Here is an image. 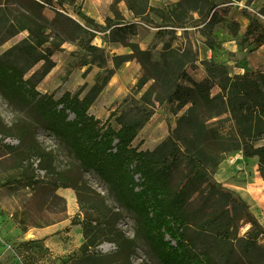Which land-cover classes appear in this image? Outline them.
<instances>
[{"label": "trees", "instance_id": "obj_1", "mask_svg": "<svg viewBox=\"0 0 264 264\" xmlns=\"http://www.w3.org/2000/svg\"><path fill=\"white\" fill-rule=\"evenodd\" d=\"M75 1L0 0V46L23 32L28 33L21 42L0 54V95L24 115L11 128L16 132L22 156L39 160L38 168L45 172L47 180L35 184H42L44 194L58 199H63L55 195L58 188L75 190L81 210L97 214L95 219L86 217L85 233L99 229L119 247L120 256L128 260L132 241L117 228L120 213L85 181L86 172H94L119 206L133 215L137 236L145 241L159 264H264V257L257 253V238L260 233L264 236V227L247 203L223 188L195 154L200 146L221 140L220 135H210L214 129H208L207 123L229 115L235 128L232 139L239 143L236 149L243 150L248 158H259L258 170L264 178V144L255 145L264 139V64L253 69L243 59L238 67L244 72L231 74L224 65L205 63L202 80L181 71L174 78L167 99L177 110H187L167 141L155 150H140L141 146L134 142L154 113L148 109L150 103L146 100L135 116L128 118L123 113L117 116L118 128L111 122L116 114L102 121L90 113L113 69L98 72L95 83L83 97V91L74 95L67 91L56 99L54 94L38 89L56 65L50 57V44L57 39L78 42L83 57L80 66L103 58L105 50L92 44L97 32L105 33V41L131 47V55L113 57L116 68L134 58L144 68L154 64L150 52L130 40L129 36L136 34L133 22L110 21L100 25L78 10L84 22L81 23L64 9ZM121 1L126 2L135 17L148 8V0H114L112 6ZM207 1V28L225 20L230 33L237 36L241 32L240 17L248 12ZM246 43L256 48L264 46V23L257 14L250 15L241 39V44ZM141 82L145 84L146 79ZM38 129L54 135L78 161L74 170L57 171L52 153L37 139ZM196 129L201 139L193 150L184 145L181 134ZM184 138L188 141L189 135ZM184 162L188 171L178 180L176 171ZM67 174H71L73 182L64 177ZM240 217L251 224L243 237L239 236L237 224ZM35 243L29 241L25 245Z\"/></svg>", "mask_w": 264, "mask_h": 264}, {"label": "rangeland", "instance_id": "obj_2", "mask_svg": "<svg viewBox=\"0 0 264 264\" xmlns=\"http://www.w3.org/2000/svg\"><path fill=\"white\" fill-rule=\"evenodd\" d=\"M55 2L57 0H54ZM218 7L224 4L234 9H243L248 14L240 17L241 32L234 36L229 24L222 20L212 29L207 28V0H148L147 10L138 17L127 7L125 1L112 6L109 0H76L66 5L67 14L84 23L78 16L81 10L100 25L110 21L133 22L135 35L130 40L141 50L151 54L153 65L144 68L137 59L123 62L115 67L114 56H129L131 47L120 42L105 41V33L97 32L92 44L105 50L103 58H96L87 66H80L83 60L82 48L78 42L53 40L50 57L55 62L53 70L39 84L42 93H52L59 99L65 92L73 95L83 91V97L95 83L98 72L113 69L109 83L103 90L90 113L102 121L111 119L118 128L117 116L125 114L130 118L146 100L148 109L154 113L141 128L134 145L155 150L168 140L171 130L176 129L179 118L187 108L179 111L167 96L174 78L181 71L195 80L204 78L205 63L227 67L231 74L243 73L239 61L247 59L249 66L257 69L264 64V46L241 44L249 24L250 15L257 14L264 23V0H211ZM113 2V1H112ZM28 36L23 32L0 46V54L15 46ZM104 56H109L106 58ZM102 57V56H101ZM142 84V80H145ZM180 82L183 81L180 79ZM187 83V82H186ZM0 264H159L145 241L137 236L134 217L110 196L106 185L94 172L84 174L85 181L97 190L107 204L120 213L117 228L132 241L129 260L120 256L119 247L108 236L95 228L85 233L86 217L97 218V214L82 211L75 190L60 187L55 195L43 193L42 184L35 181L47 180L45 172L38 168L39 160L25 159L18 150L19 141L11 127L24 115L13 109L0 95ZM211 136L220 135L221 140L200 146L195 154L221 186L240 196L264 227V208L255 199L258 181L263 180L259 172V158H248L232 136L234 124L229 115L210 120ZM37 139L54 157L57 171L74 170L78 161L51 133L38 129ZM200 131L183 132L181 140L191 149L200 142ZM189 135L187 141L184 137ZM243 144V143H242ZM264 144V139L256 146ZM188 171L187 163L176 171L178 180ZM69 182L74 179L67 174ZM45 180V181H46ZM239 236L249 231L251 224L246 218L237 220ZM95 227V224H93ZM29 241L35 244L25 245ZM258 254L264 257V236L259 234Z\"/></svg>", "mask_w": 264, "mask_h": 264}, {"label": "bare ground", "instance_id": "obj_3", "mask_svg": "<svg viewBox=\"0 0 264 264\" xmlns=\"http://www.w3.org/2000/svg\"><path fill=\"white\" fill-rule=\"evenodd\" d=\"M255 199L258 201L259 206L264 208V184L262 179L258 181V188L255 190Z\"/></svg>", "mask_w": 264, "mask_h": 264}, {"label": "crops", "instance_id": "obj_4", "mask_svg": "<svg viewBox=\"0 0 264 264\" xmlns=\"http://www.w3.org/2000/svg\"><path fill=\"white\" fill-rule=\"evenodd\" d=\"M110 1V3H112V1H114V0H109ZM203 79V78H202ZM201 79V80H202ZM104 92V91H103ZM140 150H148V149H146V148H144V145H141V147H140Z\"/></svg>", "mask_w": 264, "mask_h": 264}]
</instances>
